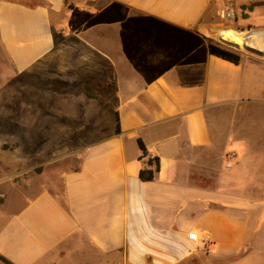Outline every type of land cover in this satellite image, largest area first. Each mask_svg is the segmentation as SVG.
<instances>
[{
	"label": "crops",
	"instance_id": "1",
	"mask_svg": "<svg viewBox=\"0 0 264 264\" xmlns=\"http://www.w3.org/2000/svg\"><path fill=\"white\" fill-rule=\"evenodd\" d=\"M217 1L0 0L11 74L42 66L70 34L110 71L96 98L79 78L91 104L77 115L88 119L79 160L59 187L6 217L4 264H264V59L239 54L234 65L209 54L205 19ZM219 36L264 48V32ZM131 37L135 74L121 72ZM228 153L236 162L226 175ZM154 157L159 171L142 181ZM192 232L208 235L206 248Z\"/></svg>",
	"mask_w": 264,
	"mask_h": 264
},
{
	"label": "rangeland",
	"instance_id": "2",
	"mask_svg": "<svg viewBox=\"0 0 264 264\" xmlns=\"http://www.w3.org/2000/svg\"><path fill=\"white\" fill-rule=\"evenodd\" d=\"M229 2L233 18L225 19L222 13ZM205 20L210 28L208 41L238 54L264 59V48L258 49L263 52V56H259L227 44L219 36L221 31L227 30L264 32V0H218ZM64 27L73 28L72 23L67 22ZM57 40L55 53L46 63L21 74H11L0 57V228L6 217L19 210L28 199L45 188L59 187L61 173L79 160L82 134L78 129L88 119L77 115L91 104L80 100L82 86L78 67L97 68L103 62L71 34ZM128 40L130 51L123 55L121 72L135 74V70L129 69L134 68L136 55L132 48L136 38ZM118 66H121L119 62ZM108 76L110 71L106 72ZM223 110L226 107L217 113ZM227 149L235 150V140ZM222 172L235 173V167L227 170L223 164ZM0 264L4 263L0 260Z\"/></svg>",
	"mask_w": 264,
	"mask_h": 264
},
{
	"label": "trees",
	"instance_id": "3",
	"mask_svg": "<svg viewBox=\"0 0 264 264\" xmlns=\"http://www.w3.org/2000/svg\"><path fill=\"white\" fill-rule=\"evenodd\" d=\"M19 1V0H14ZM208 52L210 55L238 65L240 62V55L231 49L222 47L219 44L208 41ZM106 71L102 69L92 68L88 65H82L78 68V76L83 84V95L86 99L96 98L94 90L96 88H103V78ZM116 133H119V127H116ZM141 150L140 158L147 156V150L141 140L138 141ZM148 166V167H147ZM147 166L142 167L139 172V177L142 181L150 182L155 178V174L159 171V159L157 157L148 158Z\"/></svg>",
	"mask_w": 264,
	"mask_h": 264
},
{
	"label": "built area",
	"instance_id": "4",
	"mask_svg": "<svg viewBox=\"0 0 264 264\" xmlns=\"http://www.w3.org/2000/svg\"><path fill=\"white\" fill-rule=\"evenodd\" d=\"M222 17L225 19H231L233 18V11H232V4L229 2L226 4L225 9L222 13ZM236 162V157L235 154L233 153H228L225 156V168L226 169H231L233 165ZM188 238L190 241H192L194 244L201 248H206V246L209 244V237L206 234L203 233H189Z\"/></svg>",
	"mask_w": 264,
	"mask_h": 264
},
{
	"label": "water",
	"instance_id": "5",
	"mask_svg": "<svg viewBox=\"0 0 264 264\" xmlns=\"http://www.w3.org/2000/svg\"><path fill=\"white\" fill-rule=\"evenodd\" d=\"M227 45V44H226ZM229 46V45H228ZM231 47H233V46H231ZM235 49H237L236 47H234ZM245 50H248V51H250V52H252V53H255V54H257V55H259V56H263V52L262 51H259V50H257V49H254V48H249V47H246V48H244ZM238 50V49H237Z\"/></svg>",
	"mask_w": 264,
	"mask_h": 264
},
{
	"label": "bare ground",
	"instance_id": "6",
	"mask_svg": "<svg viewBox=\"0 0 264 264\" xmlns=\"http://www.w3.org/2000/svg\"><path fill=\"white\" fill-rule=\"evenodd\" d=\"M250 48V47H249Z\"/></svg>",
	"mask_w": 264,
	"mask_h": 264
}]
</instances>
